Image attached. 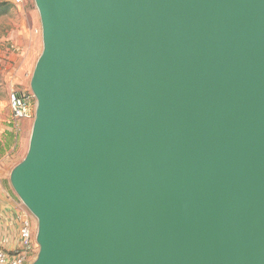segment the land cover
<instances>
[{"label": "water", "instance_id": "water-1", "mask_svg": "<svg viewBox=\"0 0 264 264\" xmlns=\"http://www.w3.org/2000/svg\"><path fill=\"white\" fill-rule=\"evenodd\" d=\"M33 1L32 264H264V0Z\"/></svg>", "mask_w": 264, "mask_h": 264}, {"label": "rangeland", "instance_id": "rangeland-1", "mask_svg": "<svg viewBox=\"0 0 264 264\" xmlns=\"http://www.w3.org/2000/svg\"><path fill=\"white\" fill-rule=\"evenodd\" d=\"M9 2L13 5L12 10L0 17V140L8 132H12L15 139L9 147L4 148L0 156V212L8 193L15 195L9 176L27 153L34 120L33 115L32 119L13 121L9 109V93L11 89L26 91L35 111L36 102L29 83L42 51L41 25L34 1L22 0L19 5L12 0ZM36 231L37 222L34 219V237ZM37 253L28 264L33 263Z\"/></svg>", "mask_w": 264, "mask_h": 264}, {"label": "built area", "instance_id": "built-area-1", "mask_svg": "<svg viewBox=\"0 0 264 264\" xmlns=\"http://www.w3.org/2000/svg\"><path fill=\"white\" fill-rule=\"evenodd\" d=\"M12 1L16 5L22 3V0ZM25 93L26 91L20 89H11L9 93V109L13 121L33 118L35 112L32 107L33 103ZM29 216L30 213L27 212L21 217V225L18 232L19 249L14 254L8 255L0 247V264H28L37 253L38 246L35 242L33 225Z\"/></svg>", "mask_w": 264, "mask_h": 264}, {"label": "crops", "instance_id": "crops-1", "mask_svg": "<svg viewBox=\"0 0 264 264\" xmlns=\"http://www.w3.org/2000/svg\"><path fill=\"white\" fill-rule=\"evenodd\" d=\"M5 204L0 212V247L9 255L19 249L18 232L21 225V217L28 211L15 195L8 193ZM29 219L33 225L34 219Z\"/></svg>", "mask_w": 264, "mask_h": 264}, {"label": "trees", "instance_id": "trees-1", "mask_svg": "<svg viewBox=\"0 0 264 264\" xmlns=\"http://www.w3.org/2000/svg\"><path fill=\"white\" fill-rule=\"evenodd\" d=\"M13 8V5L9 0H0V17L7 15ZM15 137L12 132L5 133V135L0 140V156L3 154L4 148L9 147Z\"/></svg>", "mask_w": 264, "mask_h": 264}]
</instances>
